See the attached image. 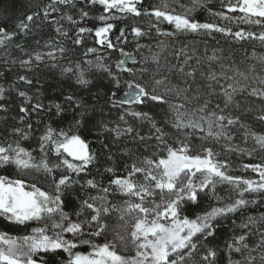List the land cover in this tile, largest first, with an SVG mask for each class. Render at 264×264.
<instances>
[{"label": "trees", "instance_id": "obj_1", "mask_svg": "<svg viewBox=\"0 0 264 264\" xmlns=\"http://www.w3.org/2000/svg\"><path fill=\"white\" fill-rule=\"evenodd\" d=\"M164 2L175 13L184 11L181 5L191 7V0H164ZM49 3L50 0H0V26L6 25L10 31L16 30V24L27 15L33 12L40 13L30 23V30L26 34L18 32L6 46H0V87L5 90L0 96V105H3V108H0V145L11 144L15 148L18 144L19 147L31 153L35 162H39L46 155L50 166L59 164L64 158L72 160L71 157H67V154L58 157L51 143L45 145L44 153L41 152L40 138L50 127L55 134L64 131L69 136L79 135L88 144L89 152L95 154V159L88 165L87 170L79 175L69 173L64 168L54 169L49 175L43 171L20 170L14 164H9L0 167V176H6L11 180H24L26 184L35 183L42 191L55 195V182L59 180L60 175H71L79 183L73 184L70 190L64 189L61 196L65 202L64 211L68 213L71 220H83L88 217L87 210L79 218L75 213L80 210L82 200L98 194V189L85 185L87 180L96 181L101 188L108 187L110 180L117 176H126L132 164L142 166L146 157L156 159L162 154L163 145H159L155 139L151 124L147 120L133 117L129 114L131 111L148 112L156 121L157 127L165 130L168 134V143L172 144V138H183V132H178L172 127L171 121L175 119V116L169 110V103L184 104L185 109L181 111H191L205 100L211 101L209 110H214L216 104H220L223 108L224 98L221 95V86L226 87L228 83L235 82L245 90L235 94L234 100L239 104V108L230 106L231 112L241 116V122L248 130L264 134V122L257 119L259 115L264 114L262 113L264 100L250 95L252 88L261 87L259 79H264V42L257 38L238 39L215 31L211 35L203 30L197 33L176 32L174 26L167 21H157L155 17L147 15L137 17L121 14L116 10L105 13L102 5L90 4L87 0H74V7L57 4L59 11L50 12L49 18L45 20L43 9ZM161 3L162 0H142V4H138L137 7L143 11L153 6H160ZM81 10L88 12V16L81 19ZM209 10L227 12V8L222 7V0H203L202 6L197 7L191 16L201 23L215 22L227 25L233 33L243 29L245 32L256 33L258 36L261 31H264V27L259 25L229 23L221 20L211 15ZM111 14L117 18L108 21L115 27L107 35L115 45L114 48L100 45L97 42L98 38L95 37V29L104 24L99 17ZM228 14L235 17L243 15L238 11ZM68 15H71L77 23L72 24L66 18L62 19ZM53 18L58 21V24L51 22ZM61 25L63 30L67 31V37L56 32V28ZM133 26L140 27L147 34L134 38L131 32ZM81 27L92 29V31L78 34V29ZM157 27L161 33L176 32V34L173 36L158 34ZM121 29L125 30L126 40H117ZM78 35L81 43L74 44L73 41ZM49 40L54 47L46 45ZM18 44L21 47L18 48ZM59 47H63L65 52L60 53L57 50ZM89 48L99 49L102 52L98 56L87 55ZM181 49L184 51L180 52ZM49 51L53 52L55 60L47 56L39 62L34 60L35 52L43 54ZM178 52H180L179 55H177ZM153 54L159 56L158 63L151 59ZM213 55L217 59L210 60L209 57ZM186 56L190 59L185 64ZM30 57H33V63L29 67H22L20 61ZM89 61L91 63H88ZM121 61L123 64L120 63ZM98 64L104 65V68L98 67ZM181 67L183 72L179 70ZM65 68H72V72L66 73ZM127 69L132 71L129 72ZM80 71L85 73L89 84L77 83V75ZM237 71L244 73L248 79L237 75ZM209 73H215L219 82L209 80ZM221 73L233 79L226 80ZM19 76L27 77L31 83L19 80ZM157 79H164L165 85L170 88L176 86L187 91L177 96L175 89L171 93H166L165 87L161 86L157 91L165 94L169 103L147 101L142 105L113 107V103H118L119 99L125 98L123 94L128 90V82L151 86ZM209 84L215 90L211 95ZM20 92H25L28 99L20 96ZM113 93L116 95L113 96ZM69 95L74 97L73 102L66 99ZM185 96L189 99L185 100ZM75 100H79L83 107H78ZM37 104L42 107L37 109L35 107ZM56 104L61 106L59 112L55 107ZM22 107L27 108L28 111L22 112ZM121 115L124 116L123 120L120 119ZM77 121H80L79 125ZM128 127L133 129L131 133L123 131ZM17 128L21 129L22 133L13 131ZM113 129L121 130V134L117 135ZM244 133L245 128L236 125L230 126L229 129L231 141L225 139H220L219 142L211 139L204 141L200 139L203 134L198 131L196 136L190 137V140L197 151L203 144L219 154L217 159L226 160L230 165L229 175L258 179V174L250 168H245L244 165L264 164V149H261L251 137L246 139ZM140 137L145 139L141 140ZM229 147L234 150L229 151ZM157 148H160L161 152H157ZM241 149L244 151H240ZM109 168L113 171H107ZM142 176L143 174H137L134 179L142 181ZM113 191H115L114 186ZM200 197L196 204H183L181 215L195 218L213 207L230 202L229 198L235 199L236 193L232 185L217 183L214 194L212 191H207V193H200ZM217 197L223 199L218 200ZM167 198L166 196L165 199ZM108 199L118 206H123V201L130 198L117 194L115 197L109 195ZM131 199L133 202H138L136 198ZM154 199L157 203L160 202L159 193ZM245 199H255L256 203L218 219L215 235L207 240H201L202 246L194 253L188 264H206L201 257L207 248L216 251L215 264H229L230 260L234 261L235 256L244 259L245 264H249V256L254 257L251 264H264L262 259L264 246H259L260 234L264 232V219H261L264 215V194H245ZM248 217L255 218L256 224L250 225L249 229H242L240 224L247 222ZM106 223L108 228L103 234L91 237L93 243L102 245L113 241L117 234L127 238L134 220L131 216L120 220L119 214L113 212ZM45 224L49 226L48 234L51 235V221L33 220L24 225H17L0 217V232L12 237H23L30 235L33 228L43 227ZM93 230L86 227L85 233ZM245 232L248 233L246 238L248 248L239 253L230 251L227 247L228 243L232 242L234 236ZM64 236L69 240L74 239L71 233H65ZM89 238L87 234L82 237V239ZM76 243L77 247L73 249V252L83 253L92 249L91 244H83L79 240H76ZM116 250L124 256L135 255V249L130 243L125 248L117 242ZM41 256L45 264H66L68 260V254L62 250H58L55 254L41 252L33 258L39 261Z\"/></svg>", "mask_w": 264, "mask_h": 264}, {"label": "snow or ice", "instance_id": "obj_2", "mask_svg": "<svg viewBox=\"0 0 264 264\" xmlns=\"http://www.w3.org/2000/svg\"><path fill=\"white\" fill-rule=\"evenodd\" d=\"M90 4H100L104 8L105 13H111L116 10L121 14H131L133 16H153L157 21H167L173 25L176 32H192L197 33L204 31L211 35L213 31L226 35H232L234 38L246 39L257 38L264 42V31L257 36L253 32H245L243 29L232 32L227 25H220L215 22L201 23L192 18L191 13L201 7L203 0H191V7L181 5L184 9L181 13H175L170 10L164 0L160 6H153L150 9L138 8V4H142V0H87ZM60 5L75 6L74 0H50V3L43 9V18L47 20L50 12H57L56 7ZM222 7L227 8V12H211L210 14L224 21L242 22L246 24H254L264 27V0H222ZM242 13L240 17L230 16L228 13ZM40 15L39 12H33L27 15L25 19L20 20L16 26V30H9L8 27L0 26V46H6L13 37L19 33H27L30 30V23L34 18ZM88 16V12H80L81 19ZM66 18L70 23L75 24L71 15L62 17ZM114 15H101L99 19L104 22L102 27L95 29V37L100 45H106L108 48H114L115 45L108 39V33L115 27L113 23L108 22L110 19H116ZM58 24L54 18L51 21ZM92 29L83 27L78 29L79 33L91 32ZM56 32L61 36L67 37V31L63 30V26L56 28ZM131 32L136 37L146 35L140 27L133 26ZM176 32L161 33L157 27V33L173 36ZM125 39V30H120V36L117 40ZM39 43V41H37ZM74 44H80L79 35L73 41ZM48 47H54L52 41L46 42ZM17 47H21L19 44ZM60 53H64L65 49L59 47ZM97 49L89 48L87 52H96ZM181 49L180 52H183ZM177 53V55L180 54ZM45 56L55 60L52 51L47 53L35 52L34 60L39 62L44 60ZM151 59L154 62L159 61V56L153 54ZM190 57L185 58L186 64ZM210 60L217 57L213 55ZM33 63V57L27 60H21L22 67H29ZM88 63H91L89 61ZM123 64V61L120 62ZM100 68L104 65L98 64ZM79 67V65H77ZM107 70V69H105ZM183 72V67L179 69ZM66 73H71L72 68H65ZM131 72L132 69H127ZM111 74V73H109ZM237 75L248 79L244 73L236 72ZM192 75V73H188ZM226 80H232V77L221 73ZM209 80L217 81L215 73H209ZM19 80L31 83L25 76H19ZM259 79V78H257ZM119 84V80L116 81ZM77 83L80 85L89 84V80L85 78V73L80 71L77 75ZM261 87L252 88L250 95L258 96L264 100V79H259ZM161 86L165 87L166 93H171L175 89V94L181 96L186 89H179L176 86L171 88L165 85L164 79L154 80L151 86L142 85L140 83L128 82V90L123 94L124 99H119L118 103H113V107L123 105H142L147 101L155 103H169L165 98V94L157 91ZM210 95L214 93L211 84L208 85ZM245 89L237 83H228L227 86H221V95L224 100V107L220 104L215 105L214 110H209L211 101L205 100L191 111H181L185 109L184 104H170L169 110L174 113L175 119L171 121L172 127L178 132H183V138L174 137L173 143H168V134L162 127H157V123L148 112L131 111L129 114L140 120H147L154 129L155 139L159 145H163L162 154L158 158H145L142 166L136 163L131 165V170L126 176H117L110 180L108 187H99L98 183L92 179L85 182L87 187L98 189L96 196H89L82 200L81 208L75 213L79 218L88 211L89 215L83 220L73 221L68 213L64 211L65 202L61 199L64 189H71L73 184H78V180H74L71 175L61 174L58 181L55 182V195L42 191L35 183L26 184L24 180H11L6 176H0V217H4L7 221L24 225L28 221H51L52 234L49 235V226L45 224L43 227L33 228L30 235L23 237H12L7 233L0 232V264H45L41 256L39 261L34 259L38 253H53L62 250L68 254L66 264H188L193 258L194 253L201 247V240H207L213 237L217 230V220L227 217L229 214L237 213L249 204L256 203L255 199H245V194H264V164L244 165L258 174V179H246L240 176L228 174L230 165L226 160L217 159L218 153L214 152L211 147L200 145V150L192 145L190 137L196 136L197 131L202 133L201 140H214L219 142L220 139L231 141L232 136L229 134L230 126L239 125L245 128V138L251 137L261 149H264V135L257 134L247 129L246 125L241 122V116L233 114L230 106L239 108V104L235 102L234 96L237 92H243ZM4 88L0 87V96L4 93ZM20 96L28 99L25 92H20ZM113 96L116 94L113 93ZM69 102L74 101V97L69 95L66 97ZM185 100L189 98L184 97ZM78 107H83L79 100H75ZM37 109L42 105L37 104ZM57 111L61 110L59 104L55 105ZM3 108V105H0ZM22 112H27V108L22 107ZM127 111V110H126ZM264 113V109H262ZM83 115V113H81ZM123 120L124 116L121 115ZM258 120L264 122V114L257 117ZM79 125L80 121L76 122ZM30 127V125H29ZM190 129L191 131H184ZM16 133H22L21 129H13ZM117 135L121 134V130L113 129ZM131 133L133 129L128 127L123 130ZM26 135V134H24ZM144 140L145 137H140ZM51 143L57 156L67 154L72 160L64 158L59 164L50 166L46 155L39 162H35V158L26 149L17 146L12 147L0 145V167L4 165L14 164L20 170L43 171L49 175L54 169L64 168L69 173L79 175L87 170V167L95 159V154L90 153L88 144L79 135L69 136L66 132L61 131L54 133L52 128H48L45 134L40 138V150L45 152V145ZM178 145V146H175ZM229 151L234 149L228 148ZM244 151V150H240ZM157 152H161L157 148ZM11 153V154H10ZM195 153V154H193ZM155 155V153H154ZM107 171L112 172L111 168ZM137 174H143L142 181H137L134 177ZM198 181V182H197ZM217 183H228L233 186L236 193L235 199L230 202L223 203L222 206L213 207L210 211L204 212L195 218H189L187 215L182 216V205L186 203L196 204L200 197V193L212 191L215 193ZM113 186L115 191H113ZM159 193L160 202L157 203L154 197ZM117 194L127 196L130 199L123 201V206L112 203L109 195L114 197ZM168 197L165 199V197ZM131 198H136L138 202H133ZM218 200L223 198L217 197ZM113 212L119 214L120 220H125L126 216H131L134 220L129 236L116 235L113 241H108L102 245L93 243L91 237L100 236L107 228L106 220ZM58 217V219H57ZM264 219V215L261 216ZM127 223V221H125ZM256 219L248 217L247 222L240 224L242 229H249L250 225H255ZM94 229L85 233V228ZM59 229V231H57ZM71 233L73 240L66 239L64 234ZM87 234L89 239H82ZM248 233L245 232L239 236H234L232 242L227 247L230 251L242 252L248 248L246 238ZM76 240L83 244H91L92 251L88 254L81 252H73L77 247ZM117 242L127 248L130 243L135 249L134 256H124L117 252ZM264 246V232L260 234V245ZM201 259L206 264H215L216 251L207 248ZM254 257L249 256L248 261ZM264 259V258H262ZM229 264H240L239 261H229Z\"/></svg>", "mask_w": 264, "mask_h": 264}, {"label": "rangeland", "instance_id": "obj_3", "mask_svg": "<svg viewBox=\"0 0 264 264\" xmlns=\"http://www.w3.org/2000/svg\"><path fill=\"white\" fill-rule=\"evenodd\" d=\"M159 5H161V4H159ZM112 15V14H111ZM121 43H123V41H121ZM101 50H99V49H97V51L96 52H88V54L87 55H100L101 54ZM261 135H264V134H261ZM71 136V135H70ZM18 237V236H17ZM92 251V249H90L89 251H87V252H83V254H88L89 252H91ZM82 253V252H81ZM234 261H239L240 262V264H245V262H244V259H242V258H239V257H236L235 256V259H233Z\"/></svg>", "mask_w": 264, "mask_h": 264}]
</instances>
